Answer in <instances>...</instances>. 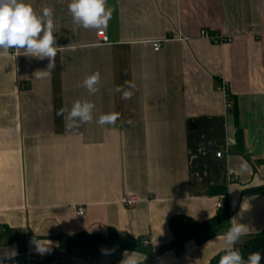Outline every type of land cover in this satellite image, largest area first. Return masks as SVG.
I'll use <instances>...</instances> for the list:
<instances>
[{
  "label": "crops",
  "instance_id": "0c3cea01",
  "mask_svg": "<svg viewBox=\"0 0 264 264\" xmlns=\"http://www.w3.org/2000/svg\"><path fill=\"white\" fill-rule=\"evenodd\" d=\"M26 2L37 14L53 10L63 50L47 76L35 74L46 70V58L0 51L6 264H27L25 252L35 257L31 264H54L61 235L104 236L110 228L149 239L147 249H124L117 258L107 243L76 247L60 264H121L132 253L137 264H210L233 218L250 229L236 248L264 229V192L247 190L264 184V0H108L107 42L73 23L70 0ZM202 31L232 40L216 42ZM97 71L99 91L89 95L82 82ZM223 78L233 108L218 89ZM125 81L136 86L130 100L114 91ZM77 99L95 104L93 120L69 130L56 113L63 107L66 115ZM109 112L120 119L99 125ZM131 193L139 201L127 206ZM219 200L230 217L217 235L161 251L174 239L172 216L201 222L217 214ZM259 251L264 264V246ZM155 255L161 260L151 262Z\"/></svg>",
  "mask_w": 264,
  "mask_h": 264
},
{
  "label": "clouds",
  "instance_id": "9594fccd",
  "mask_svg": "<svg viewBox=\"0 0 264 264\" xmlns=\"http://www.w3.org/2000/svg\"><path fill=\"white\" fill-rule=\"evenodd\" d=\"M68 11L75 25L84 29L103 31L108 27L113 9L108 6V0H70ZM53 29L54 19L51 8L46 7L42 14H37L26 0H0V51H22L29 57L41 60L46 58L47 68L37 71L35 73L37 76L50 75L56 67L58 52L63 50V47L57 46ZM99 83L100 73L97 71L86 76L82 86L87 89L89 95H94L99 91ZM135 87L131 81H125L124 85H117L114 91L120 94L122 100H130L134 94L132 89ZM94 109L93 102L77 99L66 115L63 107L57 110L56 115L65 117L66 127L71 130L92 122ZM120 116L119 112L102 114L98 117L97 123L101 126L115 125ZM247 169V162H241L240 170L245 172ZM230 222L228 230L217 237L223 241V255L220 256L218 264H260L261 251L252 252L245 259L240 249L235 247L241 237L249 232V227L239 223L235 218ZM40 250L44 251L45 246H40ZM125 255L126 258L121 264H137L134 253ZM11 258L10 254L4 253L0 256V264H6Z\"/></svg>",
  "mask_w": 264,
  "mask_h": 264
},
{
  "label": "trees",
  "instance_id": "16d2710c",
  "mask_svg": "<svg viewBox=\"0 0 264 264\" xmlns=\"http://www.w3.org/2000/svg\"><path fill=\"white\" fill-rule=\"evenodd\" d=\"M237 131L239 132L240 130L238 129ZM247 190L264 192V184ZM229 217L230 210L226 201L219 208L215 216L201 222L196 221L191 216L175 214L169 220L174 239L165 244L161 251L163 249L179 248L190 238H195L198 243H204V241L217 235L221 227L228 224ZM60 242L61 248H64L67 253H71L76 247H90L96 244L107 243L112 254L117 258L124 249H147L141 239L130 234L121 235L115 228H110L109 233L104 236L85 232L78 233L73 237L61 235ZM245 244L244 247L240 246L238 249H240L241 254L246 259L250 253L259 251L264 246V229L250 236ZM221 255H223V251L214 257L210 264H218Z\"/></svg>",
  "mask_w": 264,
  "mask_h": 264
},
{
  "label": "built area",
  "instance_id": "2783aa9c",
  "mask_svg": "<svg viewBox=\"0 0 264 264\" xmlns=\"http://www.w3.org/2000/svg\"><path fill=\"white\" fill-rule=\"evenodd\" d=\"M98 35L100 40H102L103 42H107L108 40V35L106 33L105 30L103 31H98ZM202 35L208 37L209 39H212L216 42H225V40H232V37L229 36H223V35H218V34H209L207 31H202ZM162 43L161 41L157 40L154 42L153 46L156 50H158L161 47ZM218 89L223 92L224 94V98H225V104L226 107L228 108H233V97H232V93L230 92V87H229V82L227 81V79H222L219 83H218ZM219 156L222 155V151H219L217 153ZM230 178L235 179L234 175L231 176ZM139 201V197L134 195V194H128L123 198V202L124 204H126L127 206H131L134 205L136 202ZM218 206L222 205V202L219 200L217 202ZM78 212L79 213H84V209L83 207H79L78 208ZM147 243H149V239L144 241V244L147 245ZM26 253V257L28 258V263L27 264H31L32 261H35V257H31L29 252H25ZM68 253L66 252V250L64 248H56L51 252V256H53V263L54 264H60L62 257L67 255ZM35 259V260H34ZM89 259L91 260L92 258L89 257ZM161 260V256L160 255H155L152 259L151 262H158ZM24 263V262H23Z\"/></svg>",
  "mask_w": 264,
  "mask_h": 264
}]
</instances>
